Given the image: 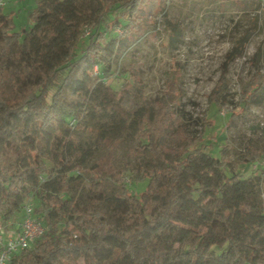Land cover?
Instances as JSON below:
<instances>
[{
    "label": "trees",
    "instance_id": "1",
    "mask_svg": "<svg viewBox=\"0 0 264 264\" xmlns=\"http://www.w3.org/2000/svg\"><path fill=\"white\" fill-rule=\"evenodd\" d=\"M145 2L34 0L31 24L19 29L0 6V226L34 197L43 228L8 264H264V198L254 176L224 162L228 144L213 155L202 130L182 131L175 147L166 146L165 101L127 108L122 91L104 82L145 28ZM223 85L221 78L212 102ZM262 90L264 73L256 72L235 109L245 112ZM95 115L128 135L125 167L135 182L146 180L140 192L126 186L115 162L123 138L89 125ZM79 133L99 139L104 153L91 161ZM262 157L264 148L248 144L236 162ZM77 166L88 179L84 202ZM107 180L118 210L104 206Z\"/></svg>",
    "mask_w": 264,
    "mask_h": 264
},
{
    "label": "rangeland",
    "instance_id": "2",
    "mask_svg": "<svg viewBox=\"0 0 264 264\" xmlns=\"http://www.w3.org/2000/svg\"><path fill=\"white\" fill-rule=\"evenodd\" d=\"M1 2L3 12L13 13L16 29L31 24L29 11L34 0ZM144 7L145 28L116 59L117 73L104 82L115 93L122 91L120 103L127 108L165 101L168 119L162 141L166 146L175 147L182 131L202 130L213 155L219 157V148L227 143L224 162L246 176H254L259 182L257 193L264 198L261 159L256 164L236 162L246 145L264 148V90L253 96L245 112L235 109L245 84L256 72L264 73V0H146ZM118 31L115 26L108 33L114 35ZM221 78L224 85L216 104L210 94ZM96 100L104 102L105 97L100 93ZM231 111L241 113L229 120ZM87 123L103 126L123 138L116 149L115 162L124 171L126 186L140 192L146 180L135 182L125 167L130 141L125 130L104 115L89 117ZM79 137L89 148L91 161L104 153L99 139L88 133H79ZM74 174L81 176L77 196L84 202L89 194L88 179L80 166ZM107 187L104 206L120 209L121 203L111 197L116 191L115 183L107 180ZM27 200L33 210L37 208L36 198ZM22 215L23 207L1 227L14 230ZM36 215L35 212L33 216Z\"/></svg>",
    "mask_w": 264,
    "mask_h": 264
},
{
    "label": "built area",
    "instance_id": "3",
    "mask_svg": "<svg viewBox=\"0 0 264 264\" xmlns=\"http://www.w3.org/2000/svg\"><path fill=\"white\" fill-rule=\"evenodd\" d=\"M87 33L88 30H85L84 35ZM93 71L97 73V65ZM261 164L264 165V157L261 158ZM42 231L43 228L33 217V208L27 200L23 205V217L14 230L6 231L0 226V264H8L15 254L30 248Z\"/></svg>",
    "mask_w": 264,
    "mask_h": 264
}]
</instances>
